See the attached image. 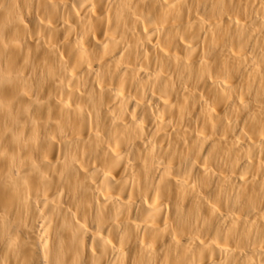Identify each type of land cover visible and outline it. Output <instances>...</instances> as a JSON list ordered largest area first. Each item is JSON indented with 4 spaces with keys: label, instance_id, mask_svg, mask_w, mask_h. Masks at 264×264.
<instances>
[{
    "label": "bare ground",
    "instance_id": "obj_1",
    "mask_svg": "<svg viewBox=\"0 0 264 264\" xmlns=\"http://www.w3.org/2000/svg\"><path fill=\"white\" fill-rule=\"evenodd\" d=\"M0 264H264V0H0Z\"/></svg>",
    "mask_w": 264,
    "mask_h": 264
}]
</instances>
